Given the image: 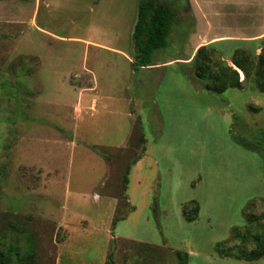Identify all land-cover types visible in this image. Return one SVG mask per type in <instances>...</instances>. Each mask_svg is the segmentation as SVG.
Listing matches in <instances>:
<instances>
[{
	"label": "rangeland",
	"instance_id": "1",
	"mask_svg": "<svg viewBox=\"0 0 264 264\" xmlns=\"http://www.w3.org/2000/svg\"><path fill=\"white\" fill-rule=\"evenodd\" d=\"M160 1L178 21L155 62L188 58L203 36H230L210 45L214 64L264 54V0ZM138 3L0 0V253L17 252L14 264H106L110 253L112 264H179L176 251L188 264H264L216 250L241 246L229 241L248 229L244 213L264 214V93L253 80L210 93L194 63L135 70L90 47L128 50ZM91 68L100 102L94 112L84 93L80 114ZM143 147L150 166L131 170L124 192ZM193 201L199 217L187 222ZM28 232L35 257L23 261Z\"/></svg>",
	"mask_w": 264,
	"mask_h": 264
},
{
	"label": "trees",
	"instance_id": "2",
	"mask_svg": "<svg viewBox=\"0 0 264 264\" xmlns=\"http://www.w3.org/2000/svg\"><path fill=\"white\" fill-rule=\"evenodd\" d=\"M177 21V14L172 10L170 5L164 4L160 0H139L137 21L132 35L135 50L133 65L136 69L153 65L155 53L168 46L169 38ZM209 47L211 46H201L192 60L195 66V77L203 83L204 90L214 94H223L228 89L241 90L246 81L253 80L259 91L264 93V54L254 58L245 50H236L232 56V63L238 69L236 70L223 63L214 64L212 60L214 50ZM239 71L243 72L244 80H241ZM261 135L264 137V131L261 132ZM234 139L238 144H242L238 136H234ZM145 143L146 139L144 137L143 145ZM260 145L262 144L260 143ZM145 151L146 148L143 147L141 156ZM141 156L136 158L127 169L124 177V192L129 185V175L132 166ZM155 200L153 211L157 216L159 209ZM133 209L132 207L126 214L120 215L121 210L118 208L114 217L113 226L117 222L126 219ZM199 213L200 206L196 201L191 202L183 209V215L187 222L196 221ZM244 215L248 229L244 230V232L238 228L233 229V237L229 241H239L241 246L234 245L228 247V242L218 243L216 250L221 257L253 263L264 258V224L262 225L261 231L251 232L249 227L255 222L260 223L262 220L264 221V214L258 217L250 213H244ZM28 236L30 237V239L28 238V250L26 256L23 257V261L27 258L35 257V239L29 232ZM249 245L252 246V249L248 248ZM236 250L238 251L235 252ZM10 251L11 253L8 254L4 252L0 253V264H14L11 258L18 257L19 254L17 252L12 254L15 251ZM175 255L179 264H188L189 258L187 253L176 251ZM112 258L113 254L110 253L106 264H112Z\"/></svg>",
	"mask_w": 264,
	"mask_h": 264
},
{
	"label": "crops",
	"instance_id": "3",
	"mask_svg": "<svg viewBox=\"0 0 264 264\" xmlns=\"http://www.w3.org/2000/svg\"><path fill=\"white\" fill-rule=\"evenodd\" d=\"M183 2L186 4V6H188V7L191 6L192 9H193L194 5H193V1L192 0H183ZM263 35H264V33H263ZM170 37H172V34H171ZM253 38L256 39L258 37H250V36L247 35L243 39L244 40H251ZM223 39H230V36H213V37H210V38H208L206 36H203L196 43V45L194 47L195 51L193 49L191 55L188 58L178 57V58H175V59H173L171 61H168L166 63L155 62L153 60V65L152 66L143 67V68H139V69H136L135 68V70L154 71V70H157V69H159V68H161V67H163L165 65H170V64H173V65L174 64H179V65H182V66L191 65L192 64V60L194 58V55H195V53H196V51L198 50L199 47H201V46H207V45H212V47H213V45L216 44L214 42L220 41V40H223ZM88 42H89L90 45H94V47L90 46L91 48H99V49H101L103 51H107V52H110V51H112V52H118L119 55H121L122 57H124V59L126 60V62H127L128 65L129 64H131V65L134 64L135 50H134L133 40L131 42V45L132 46L131 47L128 46L127 47L128 50L127 49H124L122 51L110 49L109 47H106L105 45L100 44L95 39H91L90 38ZM89 71H90V85H89V88L87 89V91H82L81 92L80 108H79L80 114H83V111L86 109V107H83V102H84V97H85L84 93H90V94L92 93V94H94V95H91L90 97L88 96L89 97V104L87 105V106H90L91 105L90 107H93L94 112H96V110H97V108L99 106V102H100V99L98 97H96L97 85H96V81L94 80V75H93L94 69L91 68ZM239 72H240L241 75L243 74L241 71H239ZM242 79H243V76H242ZM107 147H109V146H107ZM148 158H149V156H147V154L144 153L140 157V159L132 166V169L131 170L132 171L133 170H137L138 171V170H142L145 166H150V162L147 160ZM134 210H135V208L129 213V216L132 214V212H134ZM85 224H87V222H85ZM111 235H113V232H112ZM111 239H115V237L114 236H111L110 237V240Z\"/></svg>",
	"mask_w": 264,
	"mask_h": 264
},
{
	"label": "bare ground",
	"instance_id": "4",
	"mask_svg": "<svg viewBox=\"0 0 264 264\" xmlns=\"http://www.w3.org/2000/svg\"><path fill=\"white\" fill-rule=\"evenodd\" d=\"M236 70H238V69L236 68Z\"/></svg>",
	"mask_w": 264,
	"mask_h": 264
}]
</instances>
